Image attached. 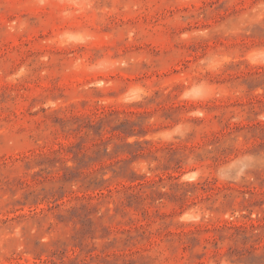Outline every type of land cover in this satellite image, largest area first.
I'll return each instance as SVG.
<instances>
[{
  "label": "rangeland",
  "instance_id": "obj_1",
  "mask_svg": "<svg viewBox=\"0 0 264 264\" xmlns=\"http://www.w3.org/2000/svg\"><path fill=\"white\" fill-rule=\"evenodd\" d=\"M69 2L0 0V264H264L259 0ZM209 54L230 60L197 71ZM193 80L218 95L181 101Z\"/></svg>",
  "mask_w": 264,
  "mask_h": 264
},
{
  "label": "clouds",
  "instance_id": "obj_2",
  "mask_svg": "<svg viewBox=\"0 0 264 264\" xmlns=\"http://www.w3.org/2000/svg\"><path fill=\"white\" fill-rule=\"evenodd\" d=\"M38 3L40 6H44L46 0H38ZM90 8L91 4L88 3V0H70L67 8L60 12V16L65 20H70L73 16L84 14ZM244 20H247L248 22L264 20V0H259L256 6L251 9V15H246L243 18V20L241 21L242 25ZM206 34L207 30H204L201 33V35ZM185 37H187V34H185ZM94 40L95 37L87 31H64L56 36L53 39L52 43L56 47H66L68 45H86L90 42H93ZM229 60L230 58L227 56L209 54L198 61L197 71L204 73L219 72L223 68V66L229 62ZM246 60L248 64L253 67L264 66V47H258L250 50L246 56ZM80 63L82 62L78 61L77 64L73 66L74 69L78 70ZM118 63H120L122 67L126 66L123 61ZM108 66L110 65L102 62L101 64L94 67L99 68ZM146 95H148V93L144 88L135 86L125 94V96L123 97V102H139ZM215 95H218V93L215 92V90L208 84L206 80H193L187 87H185L184 91L181 93L180 100L191 104H201L208 101L209 99H212ZM189 115L195 118L204 117V113L199 109L190 112ZM185 130L186 129L183 124H178L175 128L158 134L157 138L168 141L177 135L182 137L185 134Z\"/></svg>",
  "mask_w": 264,
  "mask_h": 264
}]
</instances>
